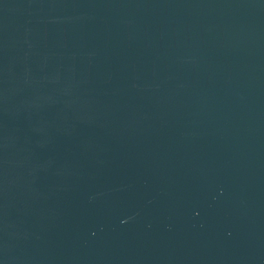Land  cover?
<instances>
[{
  "label": "water",
  "instance_id": "95a60500",
  "mask_svg": "<svg viewBox=\"0 0 264 264\" xmlns=\"http://www.w3.org/2000/svg\"><path fill=\"white\" fill-rule=\"evenodd\" d=\"M0 264H264V0H0Z\"/></svg>",
  "mask_w": 264,
  "mask_h": 264
}]
</instances>
